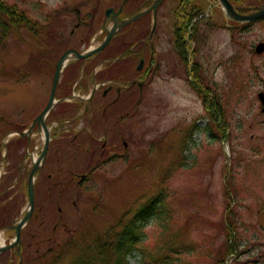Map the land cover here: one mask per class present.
Segmentation results:
<instances>
[{"label":"rangeland","instance_id":"obj_1","mask_svg":"<svg viewBox=\"0 0 264 264\" xmlns=\"http://www.w3.org/2000/svg\"><path fill=\"white\" fill-rule=\"evenodd\" d=\"M6 1L26 9L49 35L42 38L18 30L0 38V135L11 129L19 131L20 123L29 128L36 112L34 105L46 102L45 87L47 82L49 89L50 80L44 75L39 80L33 76L38 47L45 49L47 43L55 41L67 42L66 47L79 45L82 51L97 46L104 38L106 9H118L123 0ZM153 1H127L125 14ZM245 2L257 3L256 10L264 5V0ZM180 3L164 0L157 10L153 38L160 71L144 87V101L134 112L131 128L113 132L114 139H121L116 148L111 143L106 152L100 141L87 140L85 134L74 140L71 123L66 126L70 129H56L59 136L52 141L45 169L55 174L52 205H47L43 183L34 214L22 231L21 244L2 253L0 264H70L98 237L119 230L141 203L160 191L166 194L173 212L169 228L164 230L163 219L157 216L146 222L142 237L129 254L130 264H145L151 255L162 256L176 244L177 254L157 264H216L230 220L238 226L241 246L224 264H264V229L257 221L264 210V116L258 98L264 91V54L254 50L264 41V19L243 31L224 16L218 0H192L191 5L196 4L210 17L196 21L198 29L191 30L190 45L178 40ZM200 11L197 9L192 19ZM144 18L137 29H131L134 25L123 27V32L130 30L127 36L134 41L149 35L152 13ZM79 19L87 24L79 25ZM115 42L99 58L108 56ZM77 65L73 63L67 72L75 81ZM106 72L109 74V68ZM75 81L72 90L87 96L91 86L76 87ZM200 84H207L217 99L221 114L215 122L214 108L198 90ZM38 85L41 98L36 94ZM81 109L70 107L68 114H81ZM87 121L86 115L77 127L81 129ZM37 138L30 147L31 155L43 147ZM12 140L16 149L11 153L16 152L17 161L13 157L0 161V245L13 241L15 231L10 226L18 223L29 206L25 173L32 160L25 156L24 147L18 148V137ZM113 151L117 153L110 157ZM61 168L65 179L56 175ZM20 173L25 188L18 195L8 187ZM43 176L44 171L42 182ZM62 180L66 183L63 196L59 193Z\"/></svg>","mask_w":264,"mask_h":264},{"label":"flooded vegetation","instance_id":"obj_2","mask_svg":"<svg viewBox=\"0 0 264 264\" xmlns=\"http://www.w3.org/2000/svg\"><path fill=\"white\" fill-rule=\"evenodd\" d=\"M141 9H143V7H137V9L134 10L130 15H126L125 6H124L118 18L123 19V18L131 17L137 12H139ZM95 16L96 15L94 14L92 21L95 20L94 19ZM145 16H142L137 21L130 23L128 26H125L124 28H129L134 25V27H132L131 29H137L138 25L144 22ZM114 18L117 17H115L114 15L107 17L106 15L104 24L110 23L111 20H113ZM79 21H80L79 25H81L82 22L85 25L87 24V20L82 21L81 19H79ZM122 29L119 30L116 36L113 37V39L111 40V42L113 40H115L116 42L113 48H111L110 51L107 53L108 56L99 58L100 57L99 55L109 47L111 42L98 55H94L87 59H80L76 61V63H78L77 65L78 77L76 78L77 79L76 81L72 75L67 76V72L72 68L73 63H75V62H70L59 75L55 90H54V84H55L57 63L61 59V56L69 49H74L83 52L81 50L82 49L81 46L73 45L66 47L68 45L67 42L62 41V43L60 44L59 42L55 41V42L47 43L45 49H40L38 47L37 51L35 52L34 55L35 67L33 71V76H36L38 79V77L44 75L46 81L47 79L50 80L49 89L47 87V82H46V87L44 86L46 88L45 91L47 98L46 102L44 103V105H42L39 101L38 105L36 106L34 99V104H35L34 107L36 109V112L34 117L32 118V122L29 128H27L29 125L27 126L24 123H20L18 129L19 131H15L11 129L9 131L2 132V134L0 135V161H6L11 157H13V159L17 161V158H15L17 157L16 152L13 155L11 153L13 149H16L12 147L13 145L11 143L13 141L12 138L15 137H18L17 141H19V143L23 145V146L20 145L18 147L19 144L18 145L15 144L17 145L16 147L18 148L24 147L25 156H27L28 158L30 157L32 160V165L29 166V169L25 173V178L28 176V183L26 186L27 194H28L29 180L37 164V162L33 158V154L31 155L30 147L32 145L33 139H35V137L38 136V138L43 141V147H41L38 152V155L40 156L45 146L42 128L45 125L49 130L50 133L49 147L44 162L39 166L35 174L36 176L35 208H36V197L38 201L40 197L39 192L42 191L43 183H45V186H47L46 189L47 192H45L48 193L45 197V200L47 201V205L48 206L52 205L53 197H52L51 189L53 187L52 184L55 174L52 172L49 173L45 169H46V161L49 160L47 159V157H48V152L52 146V141L59 136L56 129L59 130L70 129L67 128L66 126H68L67 124L71 123L72 128L75 129V134L73 133L75 136L73 138L74 140L78 139V136H80L81 134H85L87 140L90 139L91 141L94 142L100 141L104 152H106L108 146L111 143H113L112 147H114L115 145L114 148H116L118 144L117 141H120L121 138L119 140L114 139L113 135L115 134V131L116 130L122 131V129L124 128L125 129L131 128L132 126L131 119H133L134 117V112L136 111V109H138L140 105L143 104L144 101V87L151 79L155 78L160 71V64L157 62V58H156L157 49L155 46L154 39L151 41L149 39V35H147L134 41L127 36L130 30L123 32ZM141 30L143 31L144 29ZM102 33H104V38H105L106 31L103 30ZM117 39H121V40H117ZM60 45L63 46L61 50L59 47ZM87 49L88 48H86L85 50ZM55 54L56 56H54ZM108 68H109V74H107L106 72L108 71ZM72 81H75L74 85L76 87L85 88L87 86L88 87L91 86L87 96L90 95L91 91L95 86H98V88L95 90L92 97L87 100L86 95L82 96L80 93L77 94L72 90L71 88ZM102 86H106V87H103V89L100 90ZM36 90H37L36 94L38 98H41L40 97L41 88L39 85ZM53 93L56 102L54 107L51 109V111L44 117V125H43L39 122L38 118L47 107ZM137 93H139L138 97H136ZM38 98L36 97V99ZM70 107L72 109H75V107H77L78 109L82 108L81 110L83 111V113L70 115L68 114V112L70 111ZM86 115L88 118L87 124L80 129V127H77V123L79 122V120L85 119ZM129 119L130 121H126ZM96 132L100 134L99 136L100 138L96 137L95 134ZM82 145H83L82 143H78V146H82ZM124 145L125 147L127 146L126 141H124ZM16 151H18L19 158L22 159L23 155H21L20 150H16ZM111 153L112 154L110 155V157H113V155H115L117 152L113 151ZM20 168H21L20 169L21 172H23V170L25 169V163H23V165H21ZM8 171L6 173H8ZM43 171H44V176H43L44 181L42 182L41 176L43 175ZM62 173L64 172L63 169L61 168L60 170H58L56 175L59 178L65 179L62 177ZM66 174L68 175V172H66ZM2 177H3L2 174H0V180ZM22 180H23L22 173H20L15 183L12 184L13 186L12 185L9 186L8 190L14 189V193L16 192L18 195L21 194L22 190H24L25 188V183H24L25 179L23 182ZM21 182L23 183L22 185L20 184ZM60 183L63 184V189H61L59 193L63 196L64 192L66 191L65 188L66 183L65 180L60 181ZM68 183L69 180L67 181V184ZM5 191L7 190L5 189L4 192ZM4 198H7V195L4 196ZM3 223L4 225H6L5 221H3Z\"/></svg>","mask_w":264,"mask_h":264},{"label":"trees","instance_id":"obj_3","mask_svg":"<svg viewBox=\"0 0 264 264\" xmlns=\"http://www.w3.org/2000/svg\"><path fill=\"white\" fill-rule=\"evenodd\" d=\"M237 11L241 13H249L254 10V4H246L245 0H231ZM192 0H181L177 10V15L182 19V23L178 28L179 38L183 42L190 44L193 32H191L192 17L197 12V5L192 4ZM259 9V8H258ZM256 10V9H255ZM233 22V26L244 27L252 23ZM46 27L39 25L38 21L32 19L28 11L20 7L17 3H10L6 0H0V38H7L18 30H28L31 34L38 33L39 37H47L49 35ZM194 31H197L195 26ZM187 41H186V40ZM190 65V64H189ZM192 70V66L189 67ZM196 82V80H195ZM200 93L204 94L207 103H211L214 108L213 120L221 114L220 107L216 97L213 95L207 84L198 85ZM213 104V105H212ZM163 191L156 192L151 195L145 202L141 203L132 218L125 221L119 230H112L103 237H98L93 245H90L86 251H80L70 264H130L128 259L134 245L143 235V227L153 216L163 219L162 227L164 230L169 228V222L173 217L172 209L165 198ZM227 235L224 240L222 249L218 252L216 264H224L227 259L236 255L239 251L241 241L238 240V226L234 220L227 223ZM239 242H238V241ZM177 244L169 247L168 252L162 256L151 255L147 264H157L158 262H167L171 259L173 253L177 254ZM185 248V246H183ZM145 263V264H146Z\"/></svg>","mask_w":264,"mask_h":264},{"label":"water","instance_id":"obj_4","mask_svg":"<svg viewBox=\"0 0 264 264\" xmlns=\"http://www.w3.org/2000/svg\"><path fill=\"white\" fill-rule=\"evenodd\" d=\"M163 1L164 0H154L149 8L137 13L136 15L132 16L131 18H126V19H118V16L122 12L123 5L127 2V0L123 1L122 6L117 11H115L114 8H112V7L109 8L106 12L107 16L110 17L111 15H114L117 18H114L112 20L113 25L110 28H108L107 26H104V29L107 32V36L104 39V41L102 42V44L96 48L87 50L86 52H83V53H80L79 51L74 50V49H70V50L66 51L62 55L61 59L59 60V62L57 64L54 90L56 88V84H57V81L59 78V74L61 73L63 66L66 63V60H68V57L71 56V54L73 56H75L76 59H87L88 57H90L94 54L100 53L103 49L106 48V46L110 43V41L117 34V32L120 28H122L126 24H129V23L139 19L140 17H142V16H144L150 12H153V16H154V25H153V28H152V31L150 34V38H152L154 35V32L156 30L157 10H158L159 6L163 3ZM218 1L220 2L226 17L233 20V21L250 23V22H256V21L264 19V5L254 12L243 14V13L238 12L235 9L233 3L230 0H218ZM254 50H255V53H257L258 55L263 54L264 53V41L258 42L255 45ZM95 90H96V88H94L92 92H94ZM258 98L261 102V112L264 115V91H260L258 93ZM53 105H54V93L52 94L47 107L45 108V110L42 112V114L38 118V120L41 124L44 125V117L52 109ZM44 130L46 132V144H45V147H44V150H43L41 156L37 160V164L34 168V171L32 172L30 180H29V185H28L29 206H28L27 212H26L25 216L17 224H15L12 227L15 229L16 237L9 245H5V246L0 247V254L5 252L6 250L14 248L21 241V231L27 225V223L29 222V220L32 217L33 210L35 208V174H36L37 169L39 168L41 161H43L45 156H46L48 146H49V140H50V133H49L47 126H45V125H44ZM258 223L264 229V210L258 214Z\"/></svg>","mask_w":264,"mask_h":264},{"label":"bare ground","instance_id":"obj_5","mask_svg":"<svg viewBox=\"0 0 264 264\" xmlns=\"http://www.w3.org/2000/svg\"><path fill=\"white\" fill-rule=\"evenodd\" d=\"M69 57H71V56H69Z\"/></svg>","mask_w":264,"mask_h":264}]
</instances>
